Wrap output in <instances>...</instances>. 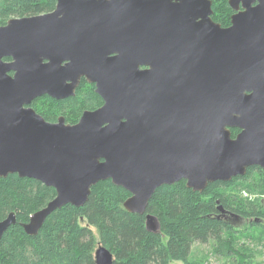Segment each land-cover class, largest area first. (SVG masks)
<instances>
[{"label": "water", "instance_id": "95a60500", "mask_svg": "<svg viewBox=\"0 0 264 264\" xmlns=\"http://www.w3.org/2000/svg\"><path fill=\"white\" fill-rule=\"evenodd\" d=\"M55 1L0 25V177L55 190L20 222L26 234L54 210L84 204L102 180L129 193L127 212L144 214L163 184L200 192L264 170V0H229L243 10L227 28L211 20V0ZM82 78L103 104L76 124L29 106L73 95ZM15 223L14 211L1 219L0 238ZM146 228L158 229L149 213ZM94 260L114 256L99 243Z\"/></svg>", "mask_w": 264, "mask_h": 264}, {"label": "trees", "instance_id": "16d2710c", "mask_svg": "<svg viewBox=\"0 0 264 264\" xmlns=\"http://www.w3.org/2000/svg\"><path fill=\"white\" fill-rule=\"evenodd\" d=\"M55 0H0V25L10 17H22L53 10ZM214 13L222 16L226 0H213ZM81 82L75 95L57 100L44 96L45 116L68 109L72 116L81 108L97 105L100 98L92 86ZM47 97V98H46ZM43 104V102H41ZM49 108V109H48ZM237 130H232L234 134ZM253 180L264 190V170L249 167L245 175L228 182L214 181L198 192L187 188L184 180L159 186L148 201L146 213L153 215L158 229L146 228V213H129L123 201L129 193L110 180L91 187L87 201L79 207L66 204L51 212L36 235L20 226L34 211L55 195L52 187L17 174L0 177V220L14 211L16 223L0 238V264H95L98 243L114 256L113 264H192L190 251L195 242H213L217 256L234 257V242L229 235L248 227H264V206L227 194L222 189L237 180ZM226 210L222 215L218 209Z\"/></svg>", "mask_w": 264, "mask_h": 264}, {"label": "rangeland", "instance_id": "374dc122", "mask_svg": "<svg viewBox=\"0 0 264 264\" xmlns=\"http://www.w3.org/2000/svg\"><path fill=\"white\" fill-rule=\"evenodd\" d=\"M35 105L45 112L44 107L46 108L47 106L45 103L36 102ZM255 178L256 175L254 174L253 177L246 181L237 180L222 190L227 194L235 195L244 200L257 201L264 206V190L253 181ZM238 223L241 226L237 227V229L243 227L246 229H242L239 233H235V235H229L235 246L234 257L217 256L213 251L212 241L208 243L195 242L190 251V261L192 264H264V227H248L247 222L242 219L238 220ZM91 229L97 247L99 244L97 241V231L94 227H91ZM169 264L183 263L171 261Z\"/></svg>", "mask_w": 264, "mask_h": 264}, {"label": "flooded vegetation", "instance_id": "af4514ba", "mask_svg": "<svg viewBox=\"0 0 264 264\" xmlns=\"http://www.w3.org/2000/svg\"><path fill=\"white\" fill-rule=\"evenodd\" d=\"M227 1V5H228V8L227 9H224L223 11H222V16H220L218 13H214V8H213V0H211V9H212V14L210 15V18H211V20L213 21V22H215V23H217L221 28H227V27H229L230 25H231V19H232V16L234 15V14H237L238 12H240V11H242L243 10V7H242V4L241 3H237V2H235V1H233V6L231 5V3H229V0H226ZM254 5V4H253ZM235 7V8H234ZM141 69L142 68H146V67H140ZM85 82L84 84H88V85H90V86H92V88H93V90H94V92H95V84L94 83H89V82H87L84 78H82L81 80H80V82H79V85H80V83L81 82ZM79 85L76 87V89L74 90V94L73 95H75L76 94V92H77V88L79 87ZM96 93V92H95ZM73 95H71V96H73ZM44 96H47L48 98H53V97H51V96H49V95H47V94H44V95H42V96H39V97H37V98H35L31 103H30V107L31 108H33L34 109V111L36 112V113H38L39 115H41L46 121H48V122H56L57 121V118L58 117H63V119H64V123L65 124H67V125H74V124H76L77 122H78V120L80 119V117H81V115H82V113L84 112V111H86V110H89V111H93V110H95V109H97L98 107H100L102 104H103V100H102V98L99 96V98H100V101L98 102V104L97 105H94V106H92V107H90V108H87V107H84V108H81L80 109V111L76 114V116H73V117H71L70 115H68V112H69V110L68 109H63L62 111H60V112H58V113H56L55 114V116L53 115V116H50L49 118H47L45 115V112H46V109H44L45 110V112L44 111H42L41 109H39L36 105H35V103L36 102H43L44 103ZM46 97V98H47ZM70 97V96H69ZM68 98V97H67ZM53 99H55V98H53ZM63 99H65V98H62V99H57V100H63ZM231 130V136L232 137H234L238 132H239V129H237V128H231L230 129ZM232 130H237L234 134H232ZM256 167V166H255ZM260 168V167H259ZM262 169V168H261Z\"/></svg>", "mask_w": 264, "mask_h": 264}]
</instances>
